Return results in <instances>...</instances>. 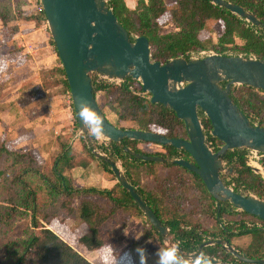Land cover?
Segmentation results:
<instances>
[{"label": "trees", "instance_id": "16d2710c", "mask_svg": "<svg viewBox=\"0 0 264 264\" xmlns=\"http://www.w3.org/2000/svg\"><path fill=\"white\" fill-rule=\"evenodd\" d=\"M227 1L252 12L261 25L253 26L228 9L213 4L211 0H175L170 10L164 0H137L134 9L128 8L124 0H107V4L132 39L135 36H144L148 39L151 59L160 64L177 57L187 59L190 53L202 50L264 60V0ZM37 3L39 4V1ZM6 11L9 12L10 8L8 7ZM167 12L175 30L164 33L159 19ZM37 15L33 18L26 16L25 19L32 18L36 25H39L40 21L46 22L42 8ZM18 16L22 15L2 14L0 20L6 25ZM210 20L222 24V33L216 40L212 35L203 36V32L207 30V22ZM51 42L55 47L53 41ZM51 79L52 86L56 85L59 88V94L69 93L62 67L56 77L54 72L52 73ZM135 83L138 82L124 80L117 85L100 80L95 75L92 76L93 94L106 118L121 129L152 131L168 138L186 139L185 124L177 118L175 112L161 104L151 103L150 95L139 94L141 87L139 83L138 87L134 85ZM221 84L224 86L225 83ZM256 91L257 89L247 85L234 86L230 97L252 125L264 126V118L259 115V111L264 106V97L258 94L264 92ZM245 94L246 98H244ZM252 99L258 100L260 106L256 107ZM71 106L73 109L72 103ZM199 116L207 142L213 151H217L222 143L210 136L211 124L204 114L200 112ZM125 122L130 125L124 126ZM75 125L74 130L77 129V123ZM86 137L90 139L88 134ZM68 138L69 141H64L60 145L61 149L54 158L51 168L45 170H41L40 166L36 167V160L30 152L20 154L4 148L0 149L6 154L7 160L6 167L0 171L1 188L6 191L4 201L11 205L0 204V226H10L13 218L20 216L29 218L31 229L27 238L20 240L15 247L13 252L16 256L15 264H26L29 260L34 264H93L49 228V217L43 213L42 208L45 199H50V206L56 202L60 203L59 207L68 204V210L71 212L75 211L70 204L79 201L76 208L77 217L87 225V230L77 242L89 251L104 247L99 226L116 211L134 208L138 215H142L132 197L118 182L111 188L73 184L71 175L67 173L76 166L86 167L88 162L81 165L77 163L75 150L72 148V137ZM86 140L85 137L80 139L83 149L95 159L92 147L88 146ZM138 144L146 145L148 150L141 149ZM150 146H156L160 150L153 151ZM126 148L138 154L161 156L166 162H147L137 159L125 152ZM103 149L107 152L106 148ZM108 150L109 158L114 162L117 160L121 162L127 180L168 229V241L178 242L184 254L204 252L209 257L219 260L221 264H242L223 249L222 244H228L246 258L264 259V221L237 210L229 202H218L209 194L197 174L172 162L179 157L192 162L185 151L177 150L170 145L159 146L128 139L118 143L110 141ZM245 155V149H233L226 152L223 157L224 162L236 175L233 178L236 183L234 190L238 191L239 187H242L244 192H252L264 201V182L246 166ZM98 161L104 171L112 174L105 160ZM260 163L264 169V158H261ZM156 166L166 168L168 173L159 182H155V185L143 184L134 177L135 171L144 170L145 176L154 178L152 171ZM225 184L229 183L225 182ZM116 187L120 188L119 193L116 192ZM188 189L199 192L201 201L205 205L203 211L205 210L215 222L213 229L187 220L194 208L185 210V205H182L183 194ZM90 197L105 198L109 202V208L103 209ZM224 217L227 219L224 220ZM153 234L158 236L161 243L164 241L165 238L160 236L150 224L149 230L143 233L141 241L149 239ZM242 236L250 238L249 244L245 248L234 246L232 240ZM206 241H212L214 244L201 247ZM217 241H221V244H217Z\"/></svg>", "mask_w": 264, "mask_h": 264}, {"label": "water", "instance_id": "95a60500", "mask_svg": "<svg viewBox=\"0 0 264 264\" xmlns=\"http://www.w3.org/2000/svg\"><path fill=\"white\" fill-rule=\"evenodd\" d=\"M58 58L65 73L77 127L83 128L77 112L80 102L94 108L105 122V138L118 143L123 139L147 142L159 146L170 145L185 151L192 162L175 158L172 162L199 176L209 194L218 202H229L234 208L264 221V201L237 192L222 180V173L232 169L223 157L233 149L252 150L264 156V126L252 125L230 97L236 85H247L264 92V60L241 55L213 53L208 56L177 57L164 64L152 61L149 41L144 36L133 39L119 23L107 0H39ZM228 9L253 26L261 22L242 6L227 0H211ZM107 81L131 80L139 82L141 91L150 95L151 103L173 110L186 127L187 138H168L158 132L121 129L114 126L101 111L93 94L92 76ZM225 83L222 86L221 83ZM211 124L210 136L222 143L213 151L206 139L199 113ZM125 152L147 162H166L161 156ZM99 160H105L121 187L136 203L149 224L168 242V229L140 197L119 166L102 152L92 149ZM252 172L264 181V170L253 167ZM206 241L201 247L213 245ZM221 244V241H217ZM223 249L242 264H264V259L242 256L233 246ZM180 254L191 258L198 253ZM211 264H221L215 258Z\"/></svg>", "mask_w": 264, "mask_h": 264}, {"label": "rangeland", "instance_id": "374dc122", "mask_svg": "<svg viewBox=\"0 0 264 264\" xmlns=\"http://www.w3.org/2000/svg\"><path fill=\"white\" fill-rule=\"evenodd\" d=\"M38 1L39 0H0V15L20 14L22 15L20 17L23 18L26 16H32L33 18L40 10V2L39 5L36 3ZM164 2L167 8L170 10L174 5L175 0H164ZM8 7L10 8L9 12L6 11L8 10ZM36 17H38V15ZM32 18L31 20L35 22ZM16 20L17 18L13 20V22L6 25L0 20V45L5 44L12 52L16 51L18 55L21 56L20 58L25 60L22 47L19 45L20 41L14 36L13 27H15ZM159 23L163 25V28L165 26L167 27L163 29L165 32L173 29V25L170 23L169 12L165 13L159 19ZM206 27L207 30L203 32L204 37L212 35L214 40H216V38L222 33V24L219 21L210 20L207 22ZM4 33L7 36L6 38L9 39H2V35ZM138 83H135L134 85L138 87L140 85V83L139 85ZM42 84L46 88H51L53 80L47 78L42 82ZM58 90L59 88H57L56 91L58 92ZM256 92L259 91L257 90ZM258 94L264 97L263 93L259 92ZM64 95V99L67 100L68 94L65 93ZM246 97L247 96L245 94L244 98ZM252 101L256 107L260 106L258 100L252 99ZM259 115L264 118V106L259 111ZM65 122V127L61 128V130H59V132H57V134L54 135L52 139L39 140L38 143L41 142L42 144L40 147L37 146V141L32 143L31 141L25 139H18L17 132L7 129L5 118L0 112V149L4 148L20 154L23 152H30L36 160V167L40 166L41 170L50 169L54 158L61 149L60 145L64 141H69L68 137L70 136V130L75 129L76 120L72 106H70V108L67 110ZM129 125L130 123L128 122L124 123V126ZM27 135L30 138L29 133ZM25 143L26 145H24ZM137 146L143 150H148V147L144 144H138ZM72 148L75 150L76 161L78 164L81 165L82 163L88 162L86 167L76 166L67 173L71 175L74 185H94L106 188H111L116 185L117 180L114 179V176L111 173L103 170L101 163L98 161L99 159L97 160L96 157L95 159L92 158L83 149V144L79 140L77 142H72ZM150 148H152L153 151L160 150V148L156 146H150ZM6 164V154L0 151V171L6 167ZM116 164L119 166L122 172H124L119 160L116 161ZM152 172H154V178H151V176H145L144 174H146V172H144V170L135 171L137 175L134 174V177L141 181V183L148 184L150 186V184L155 185V182H159L160 179L165 176L166 173H168L167 169L161 166H156ZM227 173L232 175V177H236V175L232 173V170L230 172L228 171ZM1 182L2 176L0 175V204L2 206H11L10 203L4 201V198H6V191L1 188ZM239 189L242 190V187H239ZM119 191L120 188L116 187V192L119 193ZM242 192L244 194L257 197L252 192L246 193L243 190ZM183 195L184 199L182 201V205H185V210H189L190 208L194 207L191 215L187 217V220L192 223L198 222L209 229H213L215 227V222L208 216L205 210L203 211L205 205L203 201H201L199 192L188 189ZM90 199L99 204L103 209L109 208V202L105 198L90 197ZM78 203L79 201L76 200L70 204V206H73V211H75L71 212L68 210V204H64V206L59 207L60 203L56 202L53 206H50V199H45L42 203L43 213L49 217V228L51 230H53L57 235L69 243L75 250L81 253L93 264H103L102 258L95 259L93 257V253H90V251H88L85 246L78 244L77 242L78 238L87 230V225L81 222L77 217L76 208H78ZM166 205L170 204L166 203ZM236 217L240 218V216ZM13 219L14 220L11 221L10 226H0V264H15L16 256L13 252L15 251V247H17V243L22 239H26L31 233V229L29 227V218L16 216ZM226 219L227 217H224V220ZM99 228L101 229L105 244H110L117 252L120 250L132 251L137 247H142L146 254V264H156L155 252L160 246L164 244V242L161 243L156 234H153L149 240L147 239L141 241L143 233L149 230V224L144 215H138L134 208L116 211L115 214L103 222ZM232 242L234 246L245 248L247 244H249L250 238L248 236L237 237L234 238ZM26 264L34 263L33 261L29 260Z\"/></svg>", "mask_w": 264, "mask_h": 264}, {"label": "crops", "instance_id": "0c3cea01", "mask_svg": "<svg viewBox=\"0 0 264 264\" xmlns=\"http://www.w3.org/2000/svg\"><path fill=\"white\" fill-rule=\"evenodd\" d=\"M124 2L130 9L137 5V0ZM14 28V36L20 41L25 60L5 44L0 45V112L5 118L7 129L17 132L18 139L32 143L37 141V146L41 147L39 140L52 139L65 127L67 110L71 104L64 99L65 95L56 91V85L46 88L42 84L47 78H52L53 72L56 77L62 67L46 22L40 21L36 25L31 19L18 16ZM174 30L173 25L170 31ZM170 31L163 30L164 33ZM2 36L3 40L9 39L5 33ZM99 232L102 237L100 228ZM107 247L104 241V247L90 253L95 259L101 258L100 253Z\"/></svg>", "mask_w": 264, "mask_h": 264}, {"label": "clouds", "instance_id": "9594fccd", "mask_svg": "<svg viewBox=\"0 0 264 264\" xmlns=\"http://www.w3.org/2000/svg\"><path fill=\"white\" fill-rule=\"evenodd\" d=\"M78 118L87 134L97 140L105 138V122L102 116L92 108L87 101L80 102L77 112ZM134 253V254H133ZM103 264H146V254L142 247L132 251L117 252L110 244L100 253ZM156 264H211L209 256L200 252L191 258L180 254V246L176 241L169 240L160 246L156 252Z\"/></svg>", "mask_w": 264, "mask_h": 264}, {"label": "built area", "instance_id": "2783aa9c", "mask_svg": "<svg viewBox=\"0 0 264 264\" xmlns=\"http://www.w3.org/2000/svg\"><path fill=\"white\" fill-rule=\"evenodd\" d=\"M40 9H41V6H40ZM213 53H215L213 50H202V51H199V52H196V53L195 52L190 53L189 57L202 58V57L208 56V55L213 54ZM97 78L100 79V80L107 81V80H105L103 78H100V77H97ZM107 82L115 83L117 85L122 83L120 81H107ZM138 93L141 94L142 96H146L147 95L146 93L144 94L142 91L138 92ZM67 101H68L69 105L72 103L71 98H70V94H68ZM70 136L72 137V142H77L78 140L80 141L81 138L85 137L87 139L86 143L88 144V146L92 147V149L94 148L97 151L102 152L104 155L108 154L107 152L109 151L108 148H109L110 141L107 140L106 138H104L103 141H97V140H95V139H93L91 137L89 139V138L86 137V135H82L80 133L78 127H77L76 130H74V129L70 130ZM103 147L107 149V152L103 149ZM261 158H264V156L261 153H258L256 151H252V150H246L245 164H246V166H248L250 168L256 167V168L263 169V167H262V165L260 163ZM228 187H230L231 189L234 188V186L232 184L228 185Z\"/></svg>", "mask_w": 264, "mask_h": 264}, {"label": "flooded vegetation", "instance_id": "af4514ba", "mask_svg": "<svg viewBox=\"0 0 264 264\" xmlns=\"http://www.w3.org/2000/svg\"><path fill=\"white\" fill-rule=\"evenodd\" d=\"M211 148V147H210ZM227 165V164H226ZM227 174H229V173H227V172H224V173H222V175H221V177H222V179H223V181L225 182H228L229 184L228 185H230V184H232L234 187L236 186V183H235V181H233V178L234 177H232V175H227ZM226 175V176H225ZM229 176V177H228ZM233 190H234V188H233ZM237 192H241V193H243L242 192V190H240V189H238V191Z\"/></svg>", "mask_w": 264, "mask_h": 264}]
</instances>
